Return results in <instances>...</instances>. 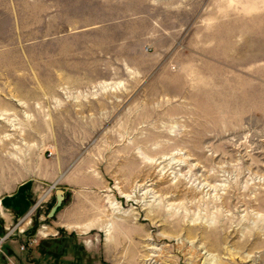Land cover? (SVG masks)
<instances>
[{
    "label": "rangeland",
    "instance_id": "374dc122",
    "mask_svg": "<svg viewBox=\"0 0 264 264\" xmlns=\"http://www.w3.org/2000/svg\"><path fill=\"white\" fill-rule=\"evenodd\" d=\"M22 189L20 264H264V0H0Z\"/></svg>",
    "mask_w": 264,
    "mask_h": 264
},
{
    "label": "crops",
    "instance_id": "0c3cea01",
    "mask_svg": "<svg viewBox=\"0 0 264 264\" xmlns=\"http://www.w3.org/2000/svg\"><path fill=\"white\" fill-rule=\"evenodd\" d=\"M19 195L21 196V198H24L27 201V196H26L25 189H22L18 194H16L13 197H8V198H5V199H2L1 202L3 204H1V205L5 208V215L6 216L0 215V217H3V218L4 217H7V218H4V219H7L8 220V219H11L12 217H22V216H25V214L28 212V210L30 209V207H31L32 204H21V205L20 204H10L11 199H14V198H16ZM56 225H57V222L55 221V227L57 228ZM52 228L53 227H51V229ZM4 233H5V231H4L3 227H2V224H0V235H2ZM44 239H46V238L40 236V237H38L36 243H38V242L40 243V241L41 242H47L48 243V241L47 240H44ZM19 247H20V244H19V246H17V247L14 248V252H10L9 250H7L8 256L11 255L12 262H9L7 259H5L4 257H2V258H0V264H17L16 262H18V264H20V260L18 259V257H20L23 252L21 250H19L20 249ZM28 252L30 253L31 250H29ZM21 264H25V260H23V262L21 261Z\"/></svg>",
    "mask_w": 264,
    "mask_h": 264
},
{
    "label": "built area",
    "instance_id": "2783aa9c",
    "mask_svg": "<svg viewBox=\"0 0 264 264\" xmlns=\"http://www.w3.org/2000/svg\"><path fill=\"white\" fill-rule=\"evenodd\" d=\"M0 208L1 209L3 208L2 210H0V215H4L5 214V208L1 204H0ZM21 220H23V219H21ZM44 227L45 226H43L42 228H44ZM14 230L15 229H12V228H6L5 233L0 235V258L6 257L9 259V256L6 253L4 246H5L6 242L11 239V237L14 233ZM36 242H37V238H29V240H28V244H33ZM20 247H21V249H25L26 244H23ZM9 261H11V259Z\"/></svg>",
    "mask_w": 264,
    "mask_h": 264
},
{
    "label": "bare ground",
    "instance_id": "6f19581e",
    "mask_svg": "<svg viewBox=\"0 0 264 264\" xmlns=\"http://www.w3.org/2000/svg\"><path fill=\"white\" fill-rule=\"evenodd\" d=\"M46 195H47V192H46L45 194L42 195L41 199H43ZM0 203H1V201H0ZM36 206H37V204L35 205V207H36ZM35 207H34V208H35ZM2 209H3V208H2ZM2 209L0 208V210H2ZM33 210H34V209H33ZM30 215H31V213L28 214V215L23 216L22 219H23V220H26L25 217H28V221H29V219H30ZM26 221H27V220H26ZM112 224L114 225L113 222H112ZM106 227H107V229H108L107 231H109V230L111 229L112 226L109 225V223H107V224H106ZM13 229H14V228H13ZM46 229H47V228H45V227L42 228V229H41V230H42L41 232H42L43 234H46V233H45V230H46ZM108 235H109V236H108V242H112V238H113L114 235L112 236L111 233H108ZM117 237H118V242L120 241V243H121L122 236L119 235V234H117ZM120 243H119V244H120ZM114 249H115L116 252L119 251V245H117V247H115Z\"/></svg>",
    "mask_w": 264,
    "mask_h": 264
}]
</instances>
